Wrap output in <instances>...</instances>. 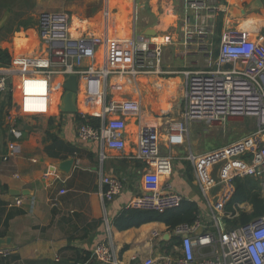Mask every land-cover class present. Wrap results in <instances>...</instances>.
<instances>
[{"label":"crops","instance_id":"0c3cea01","mask_svg":"<svg viewBox=\"0 0 264 264\" xmlns=\"http://www.w3.org/2000/svg\"><path fill=\"white\" fill-rule=\"evenodd\" d=\"M186 1L147 0L148 7H144V0H140L137 6L148 18L137 14L135 19L124 17V7L130 5V0H0V20L7 11L10 14L0 29V49L7 50L10 61L15 56L38 53L40 15L63 13L67 16L66 30L73 38L98 34L122 45L133 35L148 33L157 42L169 39L165 50L173 47L176 52L182 19L188 15L192 22L196 21ZM216 1L225 5V10L213 20L209 44L213 59L218 54L221 33L226 30L247 31L250 38L264 43V0L257 7L255 0ZM133 5L132 1L135 13ZM178 59L182 61L180 66L197 61L195 68H209L198 51L177 56ZM68 77L54 74L49 96L30 100L29 105L35 108L30 112L19 105L22 97L16 88L13 102L18 105L0 97V152L14 140L12 127L22 131L20 152L6 162L0 161V238L5 240L0 248V264H91L92 257L86 263L81 257L85 252L91 253L99 241L111 244L117 264H144L147 259L152 260L151 264H175L174 260L183 254L182 238L175 229L160 221L124 230L114 226L128 201L151 189L143 181L146 165L136 156L137 129L145 123L157 126L159 153L171 156V172L161 177L160 188L166 191L168 184L169 190L197 206V229L191 234L217 233L227 227L225 219L232 216L214 214L215 191L206 195L200 191L194 165L185 158L189 152L209 151L201 146L207 134L196 130L203 122L187 123L181 145L167 143L168 124L180 120L185 108L180 96L175 97L179 84L181 88V76H110L107 86L114 100L135 99L141 105L138 113L122 114L126 119V145L121 151L78 137V112L84 110L99 120L101 111L96 98L87 100L83 95L82 78L76 77V92L69 97L64 87ZM12 82H19L17 74L12 75ZM67 104L72 110L66 109ZM252 116H231L227 120L242 122ZM68 160L72 161L66 165ZM105 175L118 178L123 186L110 201L101 196L105 189L101 177ZM241 204H245L241 210H251L249 203ZM194 250L196 257L210 256L218 254L219 246L210 244Z\"/></svg>","mask_w":264,"mask_h":264},{"label":"built area","instance_id":"2783aa9c","mask_svg":"<svg viewBox=\"0 0 264 264\" xmlns=\"http://www.w3.org/2000/svg\"><path fill=\"white\" fill-rule=\"evenodd\" d=\"M186 2L196 21L192 22L188 15L182 19L181 39L174 56L198 51L209 68H195L197 61L181 66L174 63V58L165 62V46L169 39L157 42L150 35H133L120 45L98 34L73 38L65 27L66 14L42 13L38 24L39 52L15 56L9 66H0V97L18 105L13 102L16 88L22 97L19 105L30 112L35 110L29 105L30 100L49 96L54 74L76 75L83 80V95L87 100L96 98L101 111L97 123L92 122L93 114L84 110L78 112V137L121 151L126 145V119L122 114L138 113L141 105L135 99L114 100L108 92L110 76H181L180 100L185 102V108L180 112V120L168 124L169 146L184 142L188 122L199 121L210 126L223 124L231 116L254 115L257 118L254 131L209 151L189 152L185 156L194 165L197 184L204 195L216 186L215 177L219 178L221 188L214 192V214L233 217L231 212L225 211V205L234 192V178L258 180L264 198V43L250 38L247 31L226 30L221 33L218 54L213 59L209 50L213 20L225 10V5L216 0ZM225 64L231 67L226 68ZM13 74L19 76L17 84L12 82ZM11 133L14 140L0 152L2 162L21 149L22 131L12 127ZM136 156L146 165L143 181L151 189L129 200L126 208L163 211L178 207L182 196L169 190L168 184L166 191L160 188L161 177L170 174L172 167L171 156L159 153V131L155 124L145 123L138 127ZM216 164L220 165L214 169ZM101 183L105 185L101 194L105 201L112 200L123 189L121 181L112 176L101 177ZM242 205L238 204V208L242 209ZM237 214L236 210L234 215ZM196 229L195 223L175 228V233L182 238L183 253L174 260L175 264H264V214L243 226L221 227L217 233L208 231L193 236L191 233ZM210 244L219 246L218 254L195 256V247ZM91 257L102 264H117L114 250L107 241L97 242ZM151 263L152 260L147 259L144 264Z\"/></svg>","mask_w":264,"mask_h":264},{"label":"trees","instance_id":"16d2710c","mask_svg":"<svg viewBox=\"0 0 264 264\" xmlns=\"http://www.w3.org/2000/svg\"><path fill=\"white\" fill-rule=\"evenodd\" d=\"M219 20L217 22V30H219L221 25ZM9 61L10 55L7 50L0 49V66L8 64ZM91 118L92 122H98L95 117L92 116ZM233 185L234 192L225 205V211L233 214V217L225 219L227 228L243 226L264 214V198L261 195L258 180L251 177H236L233 180ZM244 202L251 205L250 211H244L238 208V204ZM236 210L238 211V214L234 215ZM197 214L198 210L196 204L186 200H183L176 208L163 211L126 208L117 218H115L114 226L118 230H124L130 227H138L150 221H160L168 228L175 229L182 224L192 225L197 220ZM90 257L91 253L85 252L81 257L82 262H88ZM91 264L102 263L93 260Z\"/></svg>","mask_w":264,"mask_h":264},{"label":"rangeland","instance_id":"374dc122","mask_svg":"<svg viewBox=\"0 0 264 264\" xmlns=\"http://www.w3.org/2000/svg\"><path fill=\"white\" fill-rule=\"evenodd\" d=\"M132 1L135 4L133 5L135 8V13H134V9L131 6ZM130 2H131L130 5L128 4V5H125L124 7V12H125L124 17L125 18L126 17L130 18L132 16L135 19H137V14L138 15L141 14L144 18H148V14L146 13L142 14V9L139 10L140 7L137 6L138 4L140 5V0H130ZM144 3H145L143 4L144 7H148L147 0H144ZM6 13H7V17H6L7 19L10 16V14L8 11ZM5 21L3 22V24L5 23ZM1 28L2 27H0V29ZM6 46H8V44H6ZM174 53H175V50L173 49V47H168L165 50V57H164L165 62H168V60L170 59L173 60L174 58V62L176 61V65L180 66V64H182V61L180 59L177 60V56L175 57ZM187 65H192V64L191 62H188ZM178 87H177V92H176L175 97L180 96L179 94L181 93L180 84ZM245 120L246 121H242V122H237V121L233 122V120H227L224 123V125L223 124H213V125L208 126L209 129H207L206 125L202 123L199 128H196V130L199 129L202 133L207 134V136L203 138L202 145H201L202 148L204 150H211L213 148H217L219 145H222L225 142L233 141L235 138L244 136L247 133L254 131L256 129V124H257L256 117L255 116H252L251 118L246 117ZM191 131L193 133V129L190 130V132ZM183 146L180 148L183 149ZM219 165L220 164H216L214 166V169H216ZM215 179H216V186L213 188L211 192H214L221 188V181L217 177H215ZM243 206H245V204L242 205V207Z\"/></svg>","mask_w":264,"mask_h":264},{"label":"water","instance_id":"95a60500","mask_svg":"<svg viewBox=\"0 0 264 264\" xmlns=\"http://www.w3.org/2000/svg\"><path fill=\"white\" fill-rule=\"evenodd\" d=\"M260 5V0H255V3H254V7H257V6H259ZM6 17H7V13H5L4 14V16L2 17V19L0 20V27L2 26V24H3V22L5 21V19H6ZM151 31V30H150ZM146 35H148V33H146ZM226 68H229V67H231V64H225L224 65ZM64 87L69 91V97H71L72 96V94L74 93V92H76V75H70L69 77H68V79H67V81L64 83ZM67 100V102H68V98L66 99ZM66 109H68V110H72V108L70 107V104H67L66 105ZM72 160H68V161H66V162H64L66 165H68L70 162H71ZM3 241H5V240H2L1 238H0V248L2 247V244L4 243ZM7 242L9 243L10 242V240L9 239H7Z\"/></svg>","mask_w":264,"mask_h":264}]
</instances>
